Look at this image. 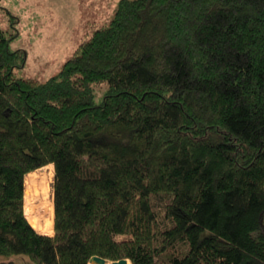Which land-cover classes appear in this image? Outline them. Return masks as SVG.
Instances as JSON below:
<instances>
[{
  "label": "trees",
  "instance_id": "obj_1",
  "mask_svg": "<svg viewBox=\"0 0 264 264\" xmlns=\"http://www.w3.org/2000/svg\"><path fill=\"white\" fill-rule=\"evenodd\" d=\"M115 11L46 81L0 23V257L264 264V0ZM50 164L54 235L26 211Z\"/></svg>",
  "mask_w": 264,
  "mask_h": 264
},
{
  "label": "rangeland",
  "instance_id": "obj_2",
  "mask_svg": "<svg viewBox=\"0 0 264 264\" xmlns=\"http://www.w3.org/2000/svg\"><path fill=\"white\" fill-rule=\"evenodd\" d=\"M119 3L120 0H0V23L7 30L18 31L12 48L28 52L27 64L18 74L46 81L59 73L83 42L97 29L111 24ZM26 179L28 218L46 234L45 211L55 208V165L31 172ZM2 260L30 263L25 255L0 257Z\"/></svg>",
  "mask_w": 264,
  "mask_h": 264
},
{
  "label": "bare ground",
  "instance_id": "obj_3",
  "mask_svg": "<svg viewBox=\"0 0 264 264\" xmlns=\"http://www.w3.org/2000/svg\"><path fill=\"white\" fill-rule=\"evenodd\" d=\"M51 167V166H49ZM46 213L44 214L45 219L44 220V224H45V228H46V234L52 235L53 232L55 231V208H53L52 210H47L45 211ZM91 264V263H90ZM129 264H131L129 262Z\"/></svg>",
  "mask_w": 264,
  "mask_h": 264
},
{
  "label": "water",
  "instance_id": "obj_4",
  "mask_svg": "<svg viewBox=\"0 0 264 264\" xmlns=\"http://www.w3.org/2000/svg\"><path fill=\"white\" fill-rule=\"evenodd\" d=\"M129 259H122L119 261H110L104 257L101 256H94L91 258L90 263L91 264H129Z\"/></svg>",
  "mask_w": 264,
  "mask_h": 264
}]
</instances>
